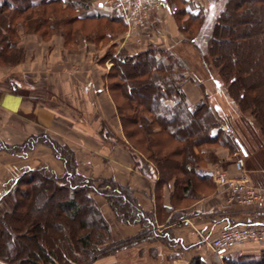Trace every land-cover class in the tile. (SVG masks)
I'll use <instances>...</instances> for the list:
<instances>
[{"label":"trees","instance_id":"obj_1","mask_svg":"<svg viewBox=\"0 0 264 264\" xmlns=\"http://www.w3.org/2000/svg\"><path fill=\"white\" fill-rule=\"evenodd\" d=\"M92 1L0 0V66L17 65L24 60L16 33V26L20 22L25 30L30 27L34 33L45 38L50 35L49 31L55 29V23L52 24L53 20L49 19L52 14L47 13L51 4L63 3L68 9L80 11L88 8ZM180 2L185 6L184 0ZM248 2L226 1L213 25L208 41L209 54L219 68L230 97L242 113L250 114L259 125V135L264 144V18L258 20L260 13L264 16V5L248 7ZM180 13L189 14L185 7ZM191 16L192 20L200 19L202 23L206 18L201 13ZM78 19L121 20L102 15ZM226 36L232 38L227 39ZM77 38L75 36V40ZM161 52V58H152L151 51L133 57H117L106 76L107 80L110 79L107 89L114 95L112 97L124 125H136L137 118L131 113L138 108L144 112L140 126L142 130L149 128L151 135L156 134L153 126L157 125L160 132L168 133L169 137L181 143L180 152L185 156L171 177L176 179V184L180 183L184 193L189 192L187 199L193 196V201H189L192 203L199 197L197 184L209 179L198 172L204 158L196 152V148L221 142L233 149L232 144L239 143L224 132L214 133L218 123L210 106L207 103L190 105L180 85L184 75L176 71L172 55ZM156 72L160 74L159 79L154 77ZM148 114L152 117L151 122ZM125 134L129 139L136 136L132 129ZM41 137L34 136L20 146L2 147L5 150L28 151L34 148L39 139H43L42 143L52 147L55 156L63 161L65 171L59 175L49 168L29 170L11 187L7 197L13 210L0 218V260L8 264H92L102 256L104 251L100 247L106 243L110 233V225L95 202L93 193L112 198L115 205H131L134 197L124 187L111 194L105 187L114 186L113 182L79 174L74 154L68 146L48 136ZM151 152L156 154V165L162 176L169 178L167 171L174 168L171 156L175 154L160 158L158 155L162 154L155 150ZM140 163L151 174L153 168L142 161ZM179 168L184 169L186 176H179ZM194 191L195 194H192ZM133 207L137 214L135 211L132 215L127 212L120 217L128 222H136L142 216L141 219L146 221V215H141L140 208ZM16 236L20 240L17 241ZM226 264H264V252L258 259L245 258Z\"/></svg>","mask_w":264,"mask_h":264},{"label":"rangeland","instance_id":"obj_2","mask_svg":"<svg viewBox=\"0 0 264 264\" xmlns=\"http://www.w3.org/2000/svg\"><path fill=\"white\" fill-rule=\"evenodd\" d=\"M184 1L185 6L180 2V0H161L162 6H160V8L151 10L150 16L145 15L141 19H138V21L141 22L140 26L136 25V21L135 24L131 22L129 23L131 14H129L127 10H122L121 7H118L113 11H109L108 9H106L109 8L111 4L114 5L112 0H93L88 8L81 9L80 11H73L72 9H68L67 6L63 3H60L58 5L51 4L47 13L52 14V17L49 19L53 20L52 24L55 23V29L53 31H49L50 35L42 38L39 34L34 33L33 29H31L30 27L28 28L29 31L25 30V27L21 24V22L16 26V33L18 34V42L20 39L19 32L38 36L45 42L51 41L54 36L63 38L64 46L67 49L68 53L71 55L70 56L67 53L68 64H66V77L64 78L62 76H58L59 73H51V76L48 78L37 79V82H35V85L37 87L32 97L39 104H45L49 108H52V110L62 113L63 116L68 119L71 118L73 121L80 120V124L78 123L80 126L83 118H91L94 116L95 110H89V105L92 103L94 104L96 96L99 95L97 93L101 90V87H99L100 83L101 85L103 84L104 90L111 97L116 107L117 116L119 118L116 102L114 101V97H112L113 94L111 95V93L107 89V84L108 81L110 83V79H106L107 74L116 63L115 60L117 59V57L119 58V56L121 55L133 57L136 54L151 51L153 52L150 54L152 58H154L155 56L161 58L163 56V54H160L162 53L161 51L170 53L172 55V61L176 64V71L184 75L180 85L182 86L185 95V90H187L188 88L190 99L187 95L186 97L190 105L195 106L197 104L207 103L210 106L211 111L214 113L215 120L218 123V126L214 130V133L224 132L230 135V138L232 140H238L239 145H236L232 142L233 149L229 148L226 144H221V142H215L214 145H205L201 148H196V152H198L201 156L203 155L204 158V162L198 167L199 174L203 175L207 173V175L210 176L209 179L212 180H210L212 184L217 187L219 185L215 183L212 177L213 173L218 170L222 172L226 171L217 168L220 167L218 165L219 163L213 161L216 159V157L214 156V152L216 149H228L232 155L235 152L238 154H235L236 157H234L233 159V165L235 169L237 156H239V154L243 155L244 164L242 167V171L237 170L238 172H243L246 164V156L248 155L247 153H245V156L244 152H247L248 150L250 153L253 148H257L258 146L264 144L262 143V138L259 135V125L255 123L254 118H252L250 114L248 115L242 113L238 104L235 103L234 100L230 97L226 86L220 77L219 68L216 67V63L213 57H211L209 54L208 41L210 36H212L211 33L213 25L216 16H218V14L222 11L227 0ZM100 2L106 5L105 10L100 8ZM262 4L264 5V0H249L247 6H252L254 8H256L257 6L258 8L259 6H262ZM184 7L189 14L180 13ZM91 9L96 10V15L117 17L121 20H115V22H111L110 20L108 21L103 19L88 21H81L78 19L88 18L91 15L92 11H89ZM200 13L202 15L205 14L206 16V18L203 20V23L200 22V19L192 20L193 18H191V15ZM157 16L169 18L172 21L175 35H171V33L168 31V28L166 29L163 24L155 22V20H157ZM263 18V14L260 13V15L258 16V20ZM159 31L163 36L158 33ZM75 36H78L76 40ZM225 38L228 39L232 37L226 36ZM90 45H94V49L93 47L91 48ZM22 51L24 53V60L17 65H20L25 61L26 52L24 49H22ZM168 62L169 61H167L166 63ZM8 66L14 65H5L3 67ZM59 70L60 69H57L55 70V72H58ZM90 71L91 77L87 78L86 75ZM72 74L74 76H72ZM154 77L155 79H159L160 74L156 72L154 74ZM65 88L66 92L64 91ZM131 114L133 116H136L137 118L136 125L128 124L126 126V124L124 125L119 118L122 135L124 138L122 140L123 142L118 140L117 136L114 133V130L110 125H108L107 122L102 121L100 124H98V126L96 125V127L99 128L98 130H100V137L106 143V150H104V153H110V151H112V147H122L131 152L133 160L135 161V170H138V172L148 177L156 175L160 182L159 185L168 183L174 178L171 177V174H173L172 172L178 169V165L183 161V158L185 156L182 152H180L182 147V145H180L181 143H179L174 138L169 137L168 133H164L163 131L160 132L161 129L157 125L153 126L154 133L156 134L151 135V131H149V128L142 130L140 126L142 125L141 118L143 117L144 112L141 111V109L138 110V108H135V111ZM147 117L149 119V122H151L152 117L149 114L147 115ZM131 129L132 132L134 131L136 136L129 139L125 133L127 131H131ZM43 130H39L36 135H29L25 141L33 138L34 136L41 137L45 135L60 143L58 139H56L57 135H55V133H53L52 131H47L45 129ZM55 130L56 132L62 133V131H60L59 129ZM25 141L16 144H10L8 142L0 140V154L3 153L6 155L3 161L4 163L6 162V165L10 166L9 168H11L10 170H12L13 172L10 174L9 181L6 184L2 183V185L0 186V198L2 194V198L0 199V218L5 214L12 212L13 206L10 198L7 197V194L10 191L11 187H13L15 182L23 174H25L29 170H38L42 168H49L59 175H62L65 171L63 161L55 156L52 147L46 145L45 143H42L43 139H39V142L36 143L34 148L28 151H19V149L13 151L9 149L5 150L4 148H2L4 145L9 147L20 146ZM62 145L66 144L63 143ZM69 149L74 154L75 162L77 165V172L85 177H90L86 176L80 171L75 152L70 147ZM152 150H155L156 152L162 154L161 156L158 155L160 158L162 156H170L175 154L174 157L171 156L174 159L173 162L171 161L172 164H174L172 165L174 166V168L167 171L168 175L170 174L169 178L165 175L162 176V174L160 173L158 169L159 166L156 165L157 163L154 157L156 154H152ZM203 151H205V153L202 154ZM92 158L95 159V157H88V160ZM141 161L144 165L149 164L153 168L151 174L146 170V166L144 167L140 163ZM208 162H210L211 164H215L216 167H213V165L212 167H210V169H208L206 164ZM84 163H86L85 160ZM206 168L208 169L207 171H205ZM179 169V176H186L184 174V169ZM201 169H204V172ZM90 178L106 179L107 181L113 182L115 184L114 186L108 185L107 187H105L108 188V191H110L111 194L117 191L119 187H124L128 188L131 195L134 197V201L130 202L131 205H128L126 203L115 205L112 198L109 199L102 195L93 193L95 202L97 203L99 208H101L110 225V233L107 236V241L100 247L104 252L102 256H100L96 260L99 261L120 252L124 248L136 245L141 240V237L134 238L131 241L127 240L125 242L114 240L116 238H114L113 230H115L116 232L117 228L122 225H139L138 223L145 225L146 223L147 227H144V229L146 231H150L148 229H150V227L152 229V226L147 223H149L148 219L151 218V216L142 210L141 206L139 205V200L136 196V192L131 187L117 184V182H115L113 179H107L101 175L98 177ZM163 179L164 181H162ZM179 184L176 185L179 189H181V186H179ZM200 184L201 183L197 184L196 189H199L201 187ZM225 186L227 187V185ZM227 189L229 192L228 187ZM120 205H124L122 209ZM133 205L140 208L141 215L142 213L146 215V221H144L143 218L141 219L142 216L138 218L136 222L134 220V222H128L127 220H124L123 217H120L121 214H126L127 212L131 215L132 213H134L133 211H135L136 213ZM119 230L121 229L119 228ZM16 238L17 241L20 240L19 236H16ZM245 247H242L241 249ZM209 249L212 252V249L210 247ZM96 261H94L93 263H95ZM0 264L8 263L0 260Z\"/></svg>","mask_w":264,"mask_h":264},{"label":"crops","instance_id":"obj_3","mask_svg":"<svg viewBox=\"0 0 264 264\" xmlns=\"http://www.w3.org/2000/svg\"><path fill=\"white\" fill-rule=\"evenodd\" d=\"M93 10H89L92 11L90 16L97 14ZM156 19L155 22L163 24L171 35H175L169 18L157 16ZM158 33L162 35L160 31ZM19 36L18 47L25 50V61L16 66H0V140L16 144L25 141L29 135H36L39 130L52 131L60 143L68 145L75 152L82 173L90 177L101 175L113 179L117 184L131 187L136 192L142 210L151 216V223H147L152 226V229H148L150 231L144 229L146 223L122 225L119 227L121 230H113L114 240L125 242L140 237L141 240L93 264H226L239 259L261 257L264 246L250 243L241 250L231 252L220 263L214 259L207 242L214 234L233 227L264 226V204L247 207L231 202L227 187H216L211 179L199 182V197L189 203L193 201V196L187 199L189 192L184 193L179 189L175 178L159 185L156 175L148 177L135 170L130 151L115 146L110 153L105 154L106 143L100 137L96 125L105 121L119 141L124 138L116 107L103 84H99L101 90L98 89L99 95L95 101L93 99L94 104L89 105V110H95L94 116L81 119V126L79 119L73 121L45 104H39L32 97L37 87L36 80L48 78L51 73H59L58 76L65 78L69 53L62 37L54 36L51 41L45 42L32 34L19 32ZM90 47L94 49L95 46ZM57 69L60 70L55 72ZM86 76L90 78L91 71ZM185 92L190 99L188 88ZM235 154L238 155L236 152L232 155L228 149H216V159L213 161L218 162L220 167L217 168L226 171L230 178L246 179L253 186L264 189V145L253 148L250 153L248 150L244 152L246 164L243 172L234 168ZM5 156L0 154V186L6 184L13 173L3 161ZM88 157L95 159L88 160ZM206 164L208 169L213 165L216 167L210 162ZM201 170L204 172V169ZM202 176L210 178L207 173Z\"/></svg>","mask_w":264,"mask_h":264},{"label":"built area","instance_id":"obj_4","mask_svg":"<svg viewBox=\"0 0 264 264\" xmlns=\"http://www.w3.org/2000/svg\"><path fill=\"white\" fill-rule=\"evenodd\" d=\"M163 1V0H162ZM114 3L106 8L99 3L101 9L113 11L116 8L127 10L131 14L129 23L140 26L143 16H150V11L162 6L161 0H112ZM244 156H237L236 169L242 171ZM215 183L229 188L230 200L242 206H255L264 204V189L253 186L248 180H234L226 172L216 171L212 175ZM249 243L264 245V226L247 225L223 230L211 236L207 242L218 262H222L231 252L245 247Z\"/></svg>","mask_w":264,"mask_h":264}]
</instances>
